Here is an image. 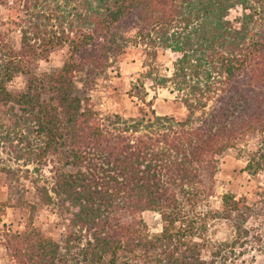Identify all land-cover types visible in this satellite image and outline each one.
<instances>
[{
    "label": "trees",
    "instance_id": "obj_1",
    "mask_svg": "<svg viewBox=\"0 0 264 264\" xmlns=\"http://www.w3.org/2000/svg\"><path fill=\"white\" fill-rule=\"evenodd\" d=\"M0 6V153L32 165L37 176L25 170L24 179L37 206H55L65 220L58 241L43 237L32 226L34 202H27L22 231L4 234L12 264H217L221 253L232 255L246 236L247 206L225 194L219 210L201 207L211 196L217 158L245 138L256 136L257 143L244 169L264 173V30L255 28L264 20V0ZM236 7L239 15L228 20ZM61 49L66 59L58 70L33 73ZM131 50L144 58L143 78L175 93L184 109L179 119L151 110L102 119L88 104L84 94L95 80ZM165 51L176 56L169 76L150 64ZM16 77L24 78L23 88L10 90ZM129 95L149 103L137 79ZM47 166L50 181L41 179ZM18 171L0 167L15 185ZM144 212L158 216L157 233L147 231ZM234 213L232 240L203 258L206 226Z\"/></svg>",
    "mask_w": 264,
    "mask_h": 264
},
{
    "label": "rangeland",
    "instance_id": "obj_2",
    "mask_svg": "<svg viewBox=\"0 0 264 264\" xmlns=\"http://www.w3.org/2000/svg\"><path fill=\"white\" fill-rule=\"evenodd\" d=\"M239 13L240 9L236 7L229 11L227 19L233 20ZM4 14V9L0 6L2 18H5ZM255 28L264 30V20L261 23L258 21ZM175 57V54L168 51L160 52L155 59L150 61V64L155 68L157 74L169 76L171 62ZM65 59V50L53 51L46 60L37 62L33 73L41 75L56 71ZM143 62L142 55L131 50L130 53L123 55L118 60L115 67L107 69L105 75H101L95 80L84 96H87L88 104L99 118L103 119L112 115H117L122 119L136 118L142 113H146L148 116L149 110L157 116H172L175 119H179L183 114L184 109L180 107L175 93L170 90L169 86L155 87L150 80L142 77V74L147 70ZM136 79L143 83L144 102H149L148 104H142L129 95L131 84ZM23 81L24 78L16 77L8 84V88L20 90L23 88ZM256 140V136L245 138L233 148L225 150L217 158L215 173L210 181V191L208 192L211 196L201 207L203 211L219 210L221 197L225 194L247 206V209H244L247 212L244 217L246 219L242 224L246 236L234 246L232 255L226 256L225 252L221 253L216 258L217 264H264V173L253 171V166L249 169L250 171L244 169L247 161L250 160V154L256 148ZM0 160V167L19 170L16 175L20 185H15L8 176L0 173V264H12L3 246L4 234L22 231L29 212L27 202L29 204L34 202L35 211L31 221L32 226L43 237L58 241L64 231L65 220L57 215L55 206L47 208L37 206L30 179L28 180L27 176L24 179L25 170H28L29 176H37V173L32 171V165L7 161L2 153H0ZM48 171L49 166L40 170L41 179L49 180ZM39 185H43L41 181ZM231 217L234 219L214 220L206 226V249L201 253L203 258H209L210 248H218L221 243L232 240V224L236 221L235 213ZM140 219L149 234L159 231V219L155 213L144 212L140 215ZM255 238H259L258 243L255 242ZM224 257L227 259L223 262Z\"/></svg>",
    "mask_w": 264,
    "mask_h": 264
}]
</instances>
